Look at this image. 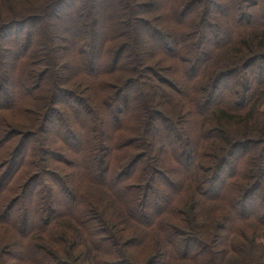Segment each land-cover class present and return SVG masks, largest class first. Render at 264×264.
Wrapping results in <instances>:
<instances>
[{"label": "trees", "instance_id": "obj_1", "mask_svg": "<svg viewBox=\"0 0 264 264\" xmlns=\"http://www.w3.org/2000/svg\"><path fill=\"white\" fill-rule=\"evenodd\" d=\"M11 1L0 7L20 11ZM149 14L177 29L151 28L163 36L154 50L140 39ZM63 15L70 22L54 37L48 22ZM0 33V115H24L28 102L42 107L25 131L0 116V227L14 234L0 238V264L12 255L9 264H67L66 239L70 259H78L76 242L86 264H134L123 246L151 250L147 264H221L226 251L264 264V0H48L37 14L1 23ZM154 56L171 61L162 73L173 78L149 63ZM51 73L46 104L37 92ZM69 78L100 101L56 86ZM59 90L72 100L68 112L56 105ZM48 122L56 149L45 146ZM93 192L121 214L119 228Z\"/></svg>", "mask_w": 264, "mask_h": 264}, {"label": "rangeland", "instance_id": "obj_2", "mask_svg": "<svg viewBox=\"0 0 264 264\" xmlns=\"http://www.w3.org/2000/svg\"><path fill=\"white\" fill-rule=\"evenodd\" d=\"M1 1L2 0H0V2ZM47 1L48 0H39V2H38V0H12L11 2H14V6L17 5V7L20 8V11H16L15 9H13V11H12V8L9 6L8 7L9 9H8L7 6H6V3H4L0 7V24L7 22L8 19H11L12 17L16 16V14H18V15H34V14H37V13L41 12V10H43V8H44V6H45V4H46ZM142 1L143 2H146L148 0H142ZM147 18H146L147 23H150V25H152V26H149V28H148V27H146V25H142V27L140 29V31H141L140 39H141L142 42H144L145 49L146 50H149L151 48H152V50H154V46H155V43H156L155 40H154V37H156L155 35L157 33L153 34V32L150 31L151 28H152V30L155 29L157 31H160V30L161 31H164V30H166V28H167V30L168 29H171V30H175V31L177 29L175 28V26L173 24H171L169 22L168 23L167 22H161V21H159V19H157V18L155 19V16L154 15H150L149 14ZM215 20H216L215 19V16H212V17L209 18V22H213ZM69 22L70 21H68V18L66 16H64V15H63L62 18H57V19L52 18L48 22V24H49V31L48 30L47 31L52 36L56 37L57 35H60L61 34L60 33L61 30H64V29L67 28L66 26L69 24ZM202 27H203L202 29L204 31H209V29H213V28L207 27L205 25H203ZM215 29L216 30H219L218 28H215ZM62 34L64 35V33H62ZM41 36H42V34H41ZM44 36H45V41H46V34ZM158 36H160L161 38H163L162 35H158ZM59 40H61V38H59ZM2 41H3V37L1 36V33H0V44H1ZM64 43L65 42L62 41V40L61 41H58V45H60L61 47L64 46ZM135 49H137V48H135ZM60 51H61V57H62L61 63L65 64V65H68L70 63V62H68V60L71 59V57L70 56H67L66 57V54H65V52L62 49H60ZM137 51H139V50L137 49ZM58 54H60L59 51H58ZM51 55H52V53H51ZM44 56H45L44 62L48 61V52H47V50H45ZM220 57L222 58V55H220ZM52 58H53V56H52ZM7 60H8L7 58L2 57V61H5L6 63H8ZM155 62L158 63V65L160 67V70L159 71H161V73H162L163 67L166 66V64L170 63L171 61L167 60L166 58L160 57V56H154V57H150L149 58V63H155ZM10 68L12 69V68H14V66H12L11 64H8V65L4 66L2 68V70L8 71V70H10ZM174 72L176 73V70H174ZM161 75L167 76L169 78H173V76H171V74L168 75V73H165V72L162 73ZM53 78H54L53 73H51L49 76L46 77V79L48 80L47 81L48 86L46 88V92H43V93H42V91L41 92H37V95L40 94L41 96H43L44 103H46V104H47L48 100H49V103L52 101V95H53L52 93L53 92L50 90V87H51V83H50L51 81L50 80L53 79ZM149 82L155 84L157 82V80L153 76V77H151V80H149ZM55 83H56V86L58 85V88L60 87V85H62L63 88L66 89V90L67 89L70 90V91L75 90L76 92L74 94L78 93V95H82L84 98H88L89 102H91V101H95V102L100 101L99 100L100 98L97 97L98 94L94 91V89L93 90L91 89V91H82L81 92L79 89L81 87L83 88V86H79L78 83L75 82L74 80H72L71 78H69V81L66 82L65 84L63 82L62 83L59 82L58 80H56ZM45 87L46 86H44L43 88H45ZM58 92H59L58 93L59 94V97L57 96V98H56V100H58L56 102V105L58 107H60L59 110L64 109L65 111L68 112V109L66 108V106L64 104L67 101H70L71 102L72 100H71V98L66 99V97L62 96L60 90ZM40 104H41L40 101L39 102L37 101L34 104H32L31 102H28V103H25V104L23 103L21 105V107H22V109L26 110V113L24 115L18 114L17 112H6L5 114H1L0 115L1 116V119L7 120L11 124V128H14L16 130H22V131L24 130L25 131V129H29L31 127V125L34 124V123H32V120L33 119H34L33 121H35V120L37 121L38 118H35V115L36 114H40L42 112V107L41 108L38 107ZM262 107L264 108V106H262ZM29 111H33V113L32 112L29 113ZM97 115H98L99 118L105 117V113L102 110ZM56 117H57V114L52 116V118H54V119ZM63 119H64V122L62 124L64 126H66V127H69L70 125H69V118H68V116L67 117H64L63 116ZM194 121L195 120L193 119L192 122H188V123L186 122L184 124L185 130L189 134H190V132L193 133L194 130H195ZM48 125L49 126H47V128L45 130L46 131L45 135L47 134V136H45L46 137L45 146H46V148H48V144H49L50 149H56V148H58L57 141L54 139L56 133H55V130H54L53 126L50 125L49 122H48ZM180 127L181 126H176L175 129H178ZM60 153L62 155L63 160H67V159H70V158L72 159V156L69 153L62 152V151H60ZM49 158L50 157L48 156V160H50ZM49 164H51V165H53V166H55L57 168H58V165H59L58 162L57 163H54V162H52V160L49 161ZM59 166H62V165H59ZM161 168H163V167L161 166ZM35 169H37V168H35ZM58 171L60 173H62V171L60 169ZM47 181L50 184L49 180H47ZM69 181H70V177L69 176L66 177L64 180H62L63 184H67V183L69 184ZM17 187H18V185L15 186L14 190H16ZM93 194H94V196H96V198L100 202V205H96V208L99 211V213L108 221L109 224H116V226L118 227L117 222H118L119 219H122L120 217L121 214L120 213H117V212H112L110 210V206L107 203L108 199L107 198H104V196L102 195V192H93ZM10 195L11 194L9 193V194H6L5 196H7L6 198H8V197H10ZM52 197L55 200V203H56L57 206L58 205H61L62 206L63 201H65V197L62 196L60 193H58L57 190L54 192V194H53ZM3 200H4V197L3 198H0V206H1V202H3L5 204L6 201H7V200H4V201ZM32 204H33V202L31 201V199L28 198V197H26L25 207L28 210L27 212H28V218H29V220L31 219V216L33 214L32 210H31L32 209ZM122 221L123 220H121L119 222H122ZM62 223L65 224L66 222L65 221H62ZM218 223H219V221H218ZM109 226L111 227L112 231L114 233H116V229L117 228L115 229V226H111V225H109ZM10 230L11 229L1 228L0 227V238H2V237L3 238H7V239L13 238V235L14 234ZM262 233L263 232H261V234L257 235V237H259V240L260 241H263L264 240L261 237L262 236ZM68 234L70 236L76 235V237H77V233H74V231H72V230H70L67 233V235ZM46 239H45V237H43L44 243H46ZM5 242L6 241H1L0 242V250L3 247L2 245H4ZM18 242H19V239H18ZM65 245L66 246L64 247V252L63 253L65 254L64 256L66 258H68V259H65L67 264L68 263L69 264H86L85 263L86 258H87L86 255L80 256V253H81V250H80L81 244H78L76 242H74V243L71 244V246H73L74 253L76 254L75 257L78 258V259L75 258L73 260L70 259V256H72L73 250L72 249H70V251L68 250V240L67 239H66V244ZM16 249H17L18 252L21 251V248H15V249L12 248V253L16 254L17 253ZM124 249H125L124 256H125V258L129 262L132 261L131 258H130V254H133V256L136 258V262L134 264H147L148 263L147 259H149V255L152 252L151 250H144V249H140V248L137 249V248H133L132 246H129L128 248H124V246H123L122 247V250H124ZM59 252H61L60 249H59ZM226 252H227V254H225L224 256H222L223 260L221 258V264H247V263L248 264H257V262L261 263L258 260L257 257H256V260L255 261H251L250 262L248 259L245 258L246 255H243V256H241L240 254L234 255L233 253L231 254V252H228V251H226ZM12 259H14L13 258V255H12L11 258L10 257L7 258V262L6 263H8V264L9 263H12L13 262Z\"/></svg>", "mask_w": 264, "mask_h": 264}]
</instances>
